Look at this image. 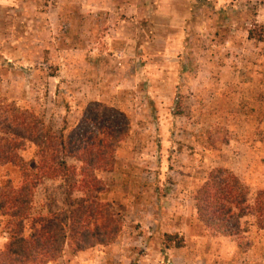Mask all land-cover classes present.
<instances>
[{
  "label": "rangeland",
  "instance_id": "1",
  "mask_svg": "<svg viewBox=\"0 0 264 264\" xmlns=\"http://www.w3.org/2000/svg\"><path fill=\"white\" fill-rule=\"evenodd\" d=\"M96 101L130 119L115 166L97 172L122 231L83 259L66 248L50 264H264L256 217L226 236L205 226L194 199L219 167L241 179L251 205L264 191V0H0V106L68 134ZM36 151H20L32 169ZM20 175L0 165V183ZM83 196L44 179L33 211ZM5 223L0 215V248ZM167 233L185 244L168 246Z\"/></svg>",
  "mask_w": 264,
  "mask_h": 264
},
{
  "label": "trees",
  "instance_id": "2",
  "mask_svg": "<svg viewBox=\"0 0 264 264\" xmlns=\"http://www.w3.org/2000/svg\"><path fill=\"white\" fill-rule=\"evenodd\" d=\"M249 34L254 36L252 30ZM130 128L128 116L97 101L87 106L68 134L55 132L32 111L0 106V165L18 166L21 174L16 184L12 179L0 183V215L6 218L8 233L0 264H50L66 248L76 255L118 239L122 216L102 198L106 185L97 172L113 169L115 152ZM28 143L37 149L33 169L20 154ZM68 158L81 167L69 164ZM57 178L84 196L67 210L35 215L36 189L44 179ZM194 199L199 219L214 232L236 236L243 230L241 219L249 215L264 229V191L251 205L247 187L229 169L212 170ZM165 240L168 246L185 244L178 234L167 233Z\"/></svg>",
  "mask_w": 264,
  "mask_h": 264
},
{
  "label": "crops",
  "instance_id": "3",
  "mask_svg": "<svg viewBox=\"0 0 264 264\" xmlns=\"http://www.w3.org/2000/svg\"><path fill=\"white\" fill-rule=\"evenodd\" d=\"M101 249H102V252L104 253L103 250H106L107 248L105 247V248H101ZM92 250H94V249H91V251H92ZM85 253H86V251H85V252H81V253L75 255L74 258H75L76 260H79L80 258H82L83 254H85ZM82 259H83V258H82Z\"/></svg>",
  "mask_w": 264,
  "mask_h": 264
}]
</instances>
